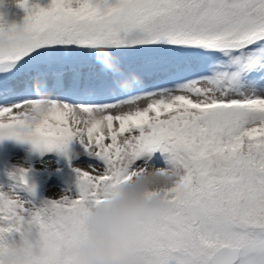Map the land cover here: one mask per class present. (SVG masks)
<instances>
[{"label": "snow or ice", "instance_id": "obj_1", "mask_svg": "<svg viewBox=\"0 0 264 264\" xmlns=\"http://www.w3.org/2000/svg\"><path fill=\"white\" fill-rule=\"evenodd\" d=\"M14 3L0 142L27 156L0 185V242L31 243L12 264H75L85 207L150 165L179 179L174 211L138 227L139 264H264V0Z\"/></svg>", "mask_w": 264, "mask_h": 264}, {"label": "clouds", "instance_id": "obj_2", "mask_svg": "<svg viewBox=\"0 0 264 264\" xmlns=\"http://www.w3.org/2000/svg\"><path fill=\"white\" fill-rule=\"evenodd\" d=\"M146 167V172L120 184L105 202L85 207L86 234L71 249L75 264H139L138 227L154 212L174 211L169 194L179 179L175 169ZM189 230L199 235L191 226ZM30 243L27 235L22 241L4 238L0 254L12 264L26 257Z\"/></svg>", "mask_w": 264, "mask_h": 264}, {"label": "rangeland", "instance_id": "obj_3", "mask_svg": "<svg viewBox=\"0 0 264 264\" xmlns=\"http://www.w3.org/2000/svg\"><path fill=\"white\" fill-rule=\"evenodd\" d=\"M42 3H46V0H41ZM6 14V19L9 23L16 22V23H22L23 18L26 15V11L22 8L14 12H8ZM27 156V146H24V150L21 149H15L10 151V154L8 155V163L13 165H18L24 162L25 157ZM11 183V180H8L6 176L0 175V185H3L7 188V186ZM51 183L49 185V194L51 195L53 192L59 190V186L56 185V181L52 180L49 181ZM55 185V186H54Z\"/></svg>", "mask_w": 264, "mask_h": 264}, {"label": "trees", "instance_id": "obj_4", "mask_svg": "<svg viewBox=\"0 0 264 264\" xmlns=\"http://www.w3.org/2000/svg\"><path fill=\"white\" fill-rule=\"evenodd\" d=\"M24 146L26 145L18 144L16 141L13 140H5L3 142H0V173H4L5 176L8 177V180H11V178L8 176V170L12 167L8 163V155L10 154V151L14 148H24Z\"/></svg>", "mask_w": 264, "mask_h": 264}, {"label": "bare ground", "instance_id": "obj_5", "mask_svg": "<svg viewBox=\"0 0 264 264\" xmlns=\"http://www.w3.org/2000/svg\"><path fill=\"white\" fill-rule=\"evenodd\" d=\"M19 9H22L21 7H19L18 4L14 3V0H7V5L4 8H0V11H3L5 13L8 12H14L17 11Z\"/></svg>", "mask_w": 264, "mask_h": 264}]
</instances>
